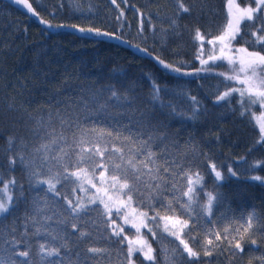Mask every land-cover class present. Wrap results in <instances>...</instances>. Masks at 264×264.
<instances>
[{
	"label": "trees",
	"instance_id": "obj_1",
	"mask_svg": "<svg viewBox=\"0 0 264 264\" xmlns=\"http://www.w3.org/2000/svg\"><path fill=\"white\" fill-rule=\"evenodd\" d=\"M22 1L30 4L37 15L33 16L27 8L12 0H0V156L5 162L9 136L16 137L17 148L21 138L30 146L37 142L31 138L26 124L30 127L41 114H46V101L50 96L62 98L66 91L72 90L73 95H79L82 91L87 94L96 84L115 83L117 86H127L135 82L141 107H147L150 104L151 84L155 80L162 89L163 103L173 104L183 113L167 121L170 133H180L182 147L179 155L187 153L184 159L193 163V172L199 171L204 177L203 190L197 189V202L192 204L194 214H200L199 223L193 227L189 221V228L181 233L190 246L198 251L199 259L189 261L184 253L185 259L175 261L174 264H264V227H254L244 237L243 252H236L234 245L230 247L227 241H215L216 232L223 234L225 228L234 230L241 227L247 223L251 212H255L260 218L259 225H264V145L256 143L260 131L255 119L264 115V109L256 104L253 111L242 117L238 93H233L226 100L217 101V95L228 90L225 85L244 87L234 80H225L224 76L216 75L234 74L233 66L226 60L217 61L211 72L197 73L201 65L195 58L200 47V42L195 39L196 29L206 39L218 35L227 18V0H116L115 3L113 0ZM181 2L190 9L189 12L180 10ZM236 2L241 7L255 5V0ZM259 15L264 17V13ZM41 18L51 23L52 27L41 24ZM172 19H176L175 30L171 27ZM73 25L100 29L115 34L120 39L81 33ZM252 25L251 21L242 22L241 34L233 41L234 48L246 47L252 51L254 47H261L255 43L256 37L251 35L255 30ZM138 48L148 51L140 52ZM155 57L169 64L180 65L181 73H172L163 68ZM235 68L239 70L238 63ZM184 72L192 75H183ZM192 97L198 101L199 111L195 117L188 118L194 109ZM9 105H12L11 109ZM164 115L166 116V112ZM29 116L32 117L31 120L28 119ZM186 141L190 142L187 146ZM107 146L109 152L105 155L115 157L116 154L111 152V142ZM193 146L195 152L191 150ZM94 159L99 161L101 157L97 155ZM71 160L74 162L75 157ZM258 161L262 163L254 167ZM210 164H215L222 172L225 177L222 181H216ZM229 167L237 173L236 176L228 173ZM253 176H260L262 179L253 180ZM13 177L24 180L20 165L11 172L6 171L4 180L8 181ZM186 184L187 181L184 180L183 190H186ZM57 187L62 188V185ZM41 188L46 187L41 185ZM10 191L15 196L16 190L12 188ZM65 191L73 197L70 187ZM209 192L223 195L221 202L214 201L211 216L201 210V205L207 200L205 193ZM166 195L171 196V193ZM176 195L187 202L188 199L182 196L181 191H177ZM90 207L98 208L101 213L104 211L99 204ZM174 207L177 209L176 216L183 219L180 216V204L177 203ZM139 209L147 211L143 205ZM156 211L165 215V211L158 205L155 211H149L148 214L155 216ZM88 215L95 217L96 213ZM149 221L153 230L146 232V237L154 249L156 264H165L163 250H167L169 254L174 248L183 252L182 245L175 238L158 229L157 220ZM103 231L111 235L109 228H104ZM209 231L213 233L212 239L220 246H213L212 255L205 256V234ZM153 232L157 239L153 238ZM192 235L197 237L194 243L190 239ZM111 239L115 240L117 237ZM252 239L256 240V245L251 243ZM96 245L106 247L108 240L98 239ZM121 248L126 256L125 241L122 245L113 244L111 256L106 255L102 264H121L122 257L117 254V250ZM233 252L236 254L233 255ZM6 255L0 249V257ZM133 258L136 264H151L139 254H135Z\"/></svg>",
	"mask_w": 264,
	"mask_h": 264
},
{
	"label": "snow or ice",
	"instance_id": "obj_2",
	"mask_svg": "<svg viewBox=\"0 0 264 264\" xmlns=\"http://www.w3.org/2000/svg\"><path fill=\"white\" fill-rule=\"evenodd\" d=\"M15 2L19 4L22 0ZM23 6L33 16L37 15L27 2ZM179 8L183 12L190 11L182 2ZM260 13H264V0H255L254 7H241L236 0H227V18L220 33L206 39L199 29L195 32V39L200 42L195 56L201 65L197 73L211 72L212 66L220 60H226L232 65L233 75H216L224 76L225 80H234L244 87L225 85L228 90L218 94L216 99L218 102L223 101L233 93H238L242 117L253 111L256 104L264 109V35L258 34L264 33V17ZM243 21L253 22L255 30L251 35L256 37L255 43L261 47H254L252 51L246 47L234 48L233 41L240 36ZM39 22L46 27H52L51 23L42 18ZM72 27L81 33L120 39L115 34L92 27ZM171 27L175 30L176 19H172ZM205 45L212 47L206 48ZM138 50L144 53L148 51L144 48ZM155 59L170 72L181 73L180 65L169 64L158 57ZM237 63L238 71L235 68ZM183 75L192 73L184 72ZM135 88V82L127 86H117L115 83L96 84L87 94L82 91L79 95H73L72 90L66 91L62 98L50 96L46 101V114H41L30 127L26 124L36 143L30 146L21 138L17 148L16 137H8L7 161L0 156V184H3L0 187V249L7 253L6 257H0V264H102L106 255L111 256V245H122L128 240L124 235V226L113 218L110 203L113 197L119 200L116 217L122 218L124 224L135 228L137 234L141 227H147L146 221L158 219L164 222V231L183 246L182 253L176 248L170 254L163 250L165 264L183 261L184 253L189 261L199 259L198 251L190 246L181 233L189 228V221L193 227L199 223L200 214H194L192 204L197 202V188L203 190L204 177L199 171L193 172V163L184 159L187 153L184 156L179 155L182 147L180 133H170L167 122L183 113L175 105L163 103L162 89L155 80L151 84L150 104L147 107H141L140 96ZM191 99L194 109L188 118L195 117L199 111L198 101L195 97ZM28 119L31 120L32 117L29 116ZM255 119L260 131L256 143L264 145V115ZM108 142H111V152L116 154L115 157L111 154L105 155L109 152ZM188 144L190 142L186 141L185 146ZM191 150L195 152L196 149L193 146ZM97 155L101 157L99 161L94 159ZM73 156L74 162L71 160ZM260 163L262 162L258 161L254 167H258ZM17 165L22 167L24 180L13 177L5 183V172H11ZM209 166L216 181L225 178L215 164ZM98 167L103 171L97 175ZM228 173L237 175L232 167L228 168ZM97 179L100 182L97 193L103 188L108 202L97 194H93L88 200L78 196L73 199L65 191L70 187L73 195L77 188L87 192L84 184L97 187L94 183ZM252 179L262 178L253 176ZM184 180L187 181L186 190H183ZM41 185L47 187L41 188ZM57 185H62V188ZM12 188L16 190L15 196L11 194ZM177 191H181L182 196L188 198L187 202L176 195ZM109 192L112 195H108ZM167 193H171V196L166 195ZM206 195L207 201L201 205V210L211 216L214 201L221 202L223 195L219 192H209ZM98 200L104 206L102 213L98 208L90 207ZM177 203L181 206L180 216L183 219L176 216L177 209L174 205ZM133 204L137 206L133 207ZM140 205L145 206L147 211H140ZM157 205L165 211V215L156 211L155 216L150 217L149 211H155ZM129 208L131 212H128ZM90 213H96V216L91 217L88 215ZM259 219L255 212H251L247 223L241 227L234 230L225 228L223 234L216 232L215 241H227L230 247L234 245L236 252H243L244 237L254 227H264L259 225ZM104 228L110 229V236L104 233ZM212 235L211 231L205 234V256L212 255L213 246H220L212 239ZM121 236L123 239H119ZM111 237L117 239L112 240ZM153 238H158L155 232ZM98 239L108 240V246H97ZM190 239L194 243L197 237L192 235ZM251 243L256 245L257 242L252 239ZM136 252L142 254L145 261L156 264L154 249L143 238L135 243L129 241L126 256L122 248L117 250L118 256L122 257L121 264H136L133 258Z\"/></svg>",
	"mask_w": 264,
	"mask_h": 264
},
{
	"label": "rangeland",
	"instance_id": "obj_3",
	"mask_svg": "<svg viewBox=\"0 0 264 264\" xmlns=\"http://www.w3.org/2000/svg\"><path fill=\"white\" fill-rule=\"evenodd\" d=\"M13 2H15V0H12ZM16 3V2H15ZM17 4V3H16ZM24 2L22 1L21 3H19L18 5L23 6ZM255 6V5H254ZM253 6V7H254ZM247 7V6H246ZM103 171L102 168H100L99 170H96L97 175ZM4 182L6 183L7 181L4 180ZM94 183H96L97 187H90L87 183L84 184V187L88 190L87 192L84 191H80L79 188L76 189L75 194L73 195V199L78 196L83 198L84 200H88L93 194H97L98 196L104 197L105 198V202H108L107 197L105 196V191L103 188L100 189V192L97 193V188L100 187V182L99 179L95 180ZM45 187H47V185H44ZM0 187H3V184H0ZM199 189V188H197ZM108 195H112L111 192L108 193ZM205 196L207 197L206 193ZM187 198V197H186ZM188 199V198H187ZM207 201V200H206ZM205 201V203H206ZM112 205V215L114 213L115 219L117 221L118 224H122L124 226V235H126L128 237V240H125V243L127 245V248L129 246V241H132L133 243L137 242L139 239L143 238L145 240H147L146 237V232H151L152 229V224L151 222L148 220L146 221L147 223V227H141L140 229V233L137 234L136 229L131 227L130 224H124L123 219L120 217H116V208L119 206V200H117L115 197H113V200L110 202ZM96 204H99L103 207V204L99 203V200L97 201ZM94 205V204H93ZM133 207H135L133 205ZM140 211H143L141 209H139ZM128 212H131V208L128 209ZM151 217V215H149ZM182 219V218H181ZM137 223H139V218L137 219ZM157 227L159 230H161L162 232L168 234L167 232L164 231V222L163 221H159L157 219ZM149 229H151V231H149ZM171 236V235H170ZM123 238V236H121ZM173 237V236H171ZM175 238V237H173ZM148 241V240H147ZM178 241V240H177ZM179 242V241H178ZM149 243V241H148ZM150 244V243H149ZM183 247V246H182ZM135 254H139L141 257H143L142 254H140L139 252L134 253Z\"/></svg>",
	"mask_w": 264,
	"mask_h": 264
}]
</instances>
